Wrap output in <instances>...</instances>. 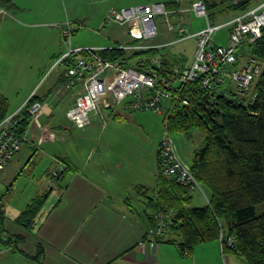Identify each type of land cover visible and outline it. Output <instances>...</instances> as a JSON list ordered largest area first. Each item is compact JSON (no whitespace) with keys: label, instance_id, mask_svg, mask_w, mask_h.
<instances>
[{"label":"crops","instance_id":"0c3cea01","mask_svg":"<svg viewBox=\"0 0 264 264\" xmlns=\"http://www.w3.org/2000/svg\"><path fill=\"white\" fill-rule=\"evenodd\" d=\"M169 1H160L165 3L169 14H195L191 8L195 0H178L180 5H167ZM54 6L59 8V0H45V5H41L42 13L52 12ZM108 13L103 26L114 22H107ZM8 15V11L0 13V41L3 34H9L12 42V39L16 40L15 22L18 21L14 17L7 20ZM28 15L43 17L35 10ZM59 19V23L49 24L54 27L51 29L58 27L59 31L62 30L64 18ZM32 22H28L31 28L41 26L39 28L47 31L32 38L39 46L35 49L38 57L43 56L44 60L39 70L33 72L29 84L22 88L19 76L25 65L18 67V53L12 48L13 51L7 53L13 58L10 68L14 73L9 81L2 78L0 92L10 101L9 113L18 110L35 92L44 98L43 102H49L52 111L43 115L40 121L57 137L38 145L41 130L34 125L30 139L22 144L0 174V187L5 190L0 197L5 236L0 245V264H171L182 255L180 249L177 244L165 242L168 230L163 236L149 233L154 224L145 213L146 197L139 193L140 189L149 188L147 193L152 194L157 186L163 118L161 120L160 114L150 110H131L123 104H116L105 110V125H101L92 114V121L86 129L74 127L66 111L74 102L80 86L65 88L69 80L66 63L56 64L58 58L68 52L63 50V33L51 34L50 28L41 25L42 22ZM78 23L74 22L75 25ZM79 29L75 26L73 34ZM172 31L179 36L178 30ZM127 33L130 42L137 38L129 26ZM157 38L147 43H166ZM166 51L176 54L169 48L164 54ZM181 58V62L175 65L187 64L184 57ZM7 67L4 49L0 45V75H6ZM23 72L30 74L31 71ZM47 73L54 76L45 82L43 79ZM11 98L15 101L12 102ZM72 128L80 130L76 136ZM59 162L65 168L56 179L57 186L51 188L47 180ZM23 178L32 182L23 183ZM29 187L31 191L24 195V190ZM9 195L10 199H6ZM43 196L32 225L22 223V213ZM173 236L178 237L176 233ZM9 244L12 249H8ZM40 248L43 254L37 260L34 256Z\"/></svg>","mask_w":264,"mask_h":264},{"label":"built area","instance_id":"2783aa9c","mask_svg":"<svg viewBox=\"0 0 264 264\" xmlns=\"http://www.w3.org/2000/svg\"><path fill=\"white\" fill-rule=\"evenodd\" d=\"M228 1L236 4L242 0ZM191 8L196 16L206 19L207 25L196 32H190L179 25V36L169 43H147L159 35L157 15L164 14L168 29L175 30V25L169 18V10L163 2L112 8L107 15V22L128 24L130 32L137 37L133 42L116 47H72L73 29L75 26L82 28L83 23L75 25L72 21H67L62 33L69 42V50L58 58L56 64L64 61L66 63L69 80L65 88L80 86L74 102L66 111V116L74 127L86 129L92 121V114L101 125H105V110L116 104H123L131 110H150L160 114L166 118L160 144L163 172L174 177L192 194L200 190L208 201L202 184L193 174L191 166L181 158L168 131L167 115L174 99L176 103L189 104V99L182 96V90L196 78L200 79L202 86L214 99L219 93L240 98L249 95L254 80L264 69L263 59L252 52L256 42L263 35L264 0L257 1L246 11L224 23L215 24L209 19L204 0H195ZM0 13H7L5 7L0 6ZM225 28L226 43H218L215 34ZM188 38H195L196 41L191 62L165 69L164 51L168 46ZM106 49L119 50L121 55L113 60L100 57L98 53ZM75 55L78 57L73 58ZM131 55L138 57H130ZM177 88H181L180 92L175 93ZM28 99L18 110L8 113L0 122V174L22 144L30 139L34 125L41 130L38 145L57 136L40 121L43 115L52 111L49 102L43 101H35L29 107L31 120L26 130L21 131L19 115L27 105ZM64 168L65 165L59 162L57 168L50 173L47 180L49 187L57 186L56 179L61 176ZM173 212L156 210L155 222L149 233L153 236H163ZM2 229L0 220V245L5 240ZM219 242L221 251L225 254V249L234 246L235 240L233 236H226L221 231ZM8 249H12V245L9 244ZM226 263L230 262L226 260Z\"/></svg>","mask_w":264,"mask_h":264},{"label":"trees","instance_id":"16d2710c","mask_svg":"<svg viewBox=\"0 0 264 264\" xmlns=\"http://www.w3.org/2000/svg\"><path fill=\"white\" fill-rule=\"evenodd\" d=\"M177 1L171 0L167 5H177ZM204 1L209 19L214 22L216 9L221 10L226 0ZM257 1L260 0H242L236 4L228 1L227 8L240 13ZM12 2L0 0V6L12 5ZM252 52L264 61V28ZM99 54L110 60L116 59L121 52L106 49ZM181 57L166 51L165 69L181 62ZM182 96L189 99V104L173 100L167 115L168 131L190 135L192 129H198L202 133L203 140L194 151L191 170L209 191L208 201L202 206L194 205L193 194L163 172L159 146L157 186L149 195V188L139 191L146 197L145 213L153 225L156 210L174 211L167 230L178 237L168 236L165 242L177 244L182 255L191 254L200 243L218 241L223 231L235 240L234 246L227 247L224 253L244 257L247 264H264V212L256 213L257 205L264 203V69L246 97L219 93L214 99L199 78L186 84ZM43 100L36 92L28 99L19 115L22 132L31 120L29 107ZM9 105L8 97L0 92V122L9 113ZM43 200L44 196L27 207L21 215L22 223L32 225ZM0 220L2 222L1 214ZM42 254L40 248L34 258L39 260Z\"/></svg>","mask_w":264,"mask_h":264},{"label":"rangeland","instance_id":"374dc122","mask_svg":"<svg viewBox=\"0 0 264 264\" xmlns=\"http://www.w3.org/2000/svg\"><path fill=\"white\" fill-rule=\"evenodd\" d=\"M160 1L164 0H59V8L54 6L53 9H51L52 12L44 11L42 13L43 9L41 8V5H45V0H14L12 5L5 6L9 14L6 19L10 20L11 17H14L15 20L18 21L15 22L18 28H16V30L18 31L14 36V39L16 40L12 39V42V37H10L9 34H3L1 36L0 45L2 49H4L5 62L9 67H7L5 76L3 74L0 75V88H2L3 86L2 78H5V80L11 79L9 77H11L14 73L10 68V64L13 61V58L9 57L7 53L13 51L12 48H14L18 53V67L23 64L25 65L23 71H31L30 74H26L23 71L20 74V86H22V88L29 84L30 78H33V72L39 70L41 62L44 60L43 56L40 58L38 57L35 49H38L39 46L37 44V41L32 40V38L33 36L35 37L36 34L41 36L43 34L42 31H47L43 28H39L41 26L31 28V26H29L31 24L28 25V22H42L43 24L41 25H45L50 28V30L48 29L49 33L53 34L54 32L55 34L57 32L59 34L60 31L62 32L61 28L60 31L58 27H56L58 29H51L54 27H50L49 24L57 22L59 23V21H61L59 18L63 16L64 23H66L67 21H72L73 23H83V27L71 37L72 47H116L118 45L127 44L132 41L127 33L128 24L120 25L118 23L112 22L106 23L103 26L102 24L105 20L107 12H109L112 8H126L136 6L134 4L146 5ZM253 4H256V2ZM227 5L228 1L226 0L225 3L221 4V10L220 8L216 9L217 19L212 23H224L228 19L234 18L237 15L236 12L228 9ZM30 9L35 10L36 13H39V15H43V17H29L28 14H33V10L31 11ZM23 11L25 13L22 14ZM165 18L166 16L164 14L156 16V21L159 27V36L157 40H164L162 42L169 43L177 37L174 35L172 30L168 29V23L165 21ZM169 18L170 21L175 25V31L179 30V25L184 26L190 32H194L196 30L198 31L207 25L206 19L204 17H198L195 14H170ZM226 31L227 28L218 31L215 34V40L218 43H226ZM62 45L63 50H69V42L68 40L66 41L65 37L63 36ZM195 47V38H188L181 42L168 46V48L174 51V53L184 57L183 59H185L186 63L191 62L195 52ZM13 70L15 71L16 68H14ZM53 76L54 74L49 75V73H47L43 80H45V82L50 81ZM9 95H12V92H9ZM14 101L15 99L13 98L12 102ZM162 118L163 117L160 116L161 120ZM72 130L74 129L72 128ZM80 130H76L75 128V130L73 131L74 135L76 136ZM170 134L174 139L181 158L191 166L194 151L198 146H200L203 140L202 133L198 129H192L190 135L180 132H170ZM28 181H31V179H22L23 183ZM202 187L204 192L209 195V191L203 185ZM30 191V187L28 189H25L24 195ZM4 192L5 190L0 187V197ZM193 197L194 205H205L207 203L203 192H201L200 190L193 193ZM6 199H10V195ZM263 212L264 203H260L256 207V213L261 214ZM171 235L172 233H167V237ZM225 259L230 262L228 264H247V262L242 257H236L232 253L222 254L219 240L200 243L195 247L194 251L191 254L183 256L180 255L179 257L174 259L171 264H227Z\"/></svg>","mask_w":264,"mask_h":264}]
</instances>
